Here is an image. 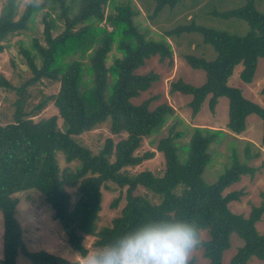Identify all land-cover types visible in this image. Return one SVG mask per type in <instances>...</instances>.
<instances>
[{"label": "trees", "instance_id": "1", "mask_svg": "<svg viewBox=\"0 0 264 264\" xmlns=\"http://www.w3.org/2000/svg\"><path fill=\"white\" fill-rule=\"evenodd\" d=\"M152 1L155 15L164 7L173 8L179 0ZM107 2L77 0L76 13L71 18L68 13L74 0H32L19 15L18 0H4L0 8V52L5 49L3 42L25 30L35 13L42 9L55 13L63 24L61 31L53 35V19L43 17L45 45L33 41L32 51H20L32 74V81L46 79L58 85L57 92L51 96L57 115L36 121L18 115L16 121L0 125V215L3 228L0 263L16 264V256L21 254L30 264H80L79 260L70 261L45 250L28 251L25 248L15 211L19 202L16 194L27 190L38 192L49 205L50 218L59 223L66 243L80 258L89 252L88 237L93 238L91 246L94 248L146 218L166 216L190 220L199 232L206 231L208 237L200 245L208 264H221L223 252L230 247L232 234L242 243L228 264H248L252 257L264 261V234L256 230L264 213V203L252 206L249 214L243 216L231 212L228 207L230 202L240 199L243 191L224 193L242 176L252 177L258 169L246 161L257 158L260 151L250 153L245 145L244 159L240 160L232 150L229 166L215 182L207 184L201 176L210 160L208 148L223 131L193 127L186 156L180 161L175 140L181 134L170 130L156 145L164 159L162 175L129 171L154 156V151L142 155L136 151L142 140L158 131L173 113V108L166 103L150 109L152 98L139 104L132 102L158 79L152 71L145 74L135 71L152 56H158L160 61L167 59L171 64L172 52L166 41L146 39L138 31L126 4L115 5L113 8L117 13L106 17L104 7ZM214 15L243 20L248 29L245 34L238 35L191 21L165 31L166 36L195 32L215 52L212 60L186 54V63L203 71L205 80L201 85L193 86L179 78L170 83L169 92L190 95L188 106L193 116L206 98L209 109L214 111L218 98L226 97L228 130L236 134L243 132L246 117L254 114L261 119V143L264 144V108L245 98L239 88L228 85L237 65L241 66L238 78L251 83L258 59L264 58V12L258 11L252 0H247L242 6ZM102 21L106 25H98ZM75 26L79 27L75 30ZM115 40L121 57L107 67L106 58ZM88 42L96 46L89 56L91 86L83 89L82 63L78 60L67 62L65 57L82 50ZM109 73L113 75L110 82ZM0 85L9 86L1 77ZM260 93L264 94V86ZM58 119L62 121V130L57 126ZM104 122H109L112 134L124 136L116 143L106 139L102 149L93 153L76 137ZM58 153L66 164L75 163L73 169L59 167ZM106 182L124 188L125 204L109 225L95 231L101 187ZM138 187L150 196L136 194ZM67 188L75 189L73 201ZM116 203L117 199L112 202V207ZM189 264H195L194 258Z\"/></svg>", "mask_w": 264, "mask_h": 264}, {"label": "rangeland", "instance_id": "2", "mask_svg": "<svg viewBox=\"0 0 264 264\" xmlns=\"http://www.w3.org/2000/svg\"><path fill=\"white\" fill-rule=\"evenodd\" d=\"M32 0H18V15ZM40 2L41 0H36ZM247 0H179L173 7H164L159 13L153 14L154 2L152 0H108L104 7L105 16L115 15L117 12L113 8L115 5L126 4L132 12V21L146 39L166 41L172 52V63L167 59L160 61L158 56H152L145 60L144 64L135 72L145 74L152 71L158 75L157 81L152 83L150 88L142 92L137 98L132 99L134 104H139L147 98H152L150 109L155 106L166 103L173 108V113L168 116L164 125L149 137H145L136 153L142 155L145 152L154 151V156L143 160L139 165L129 168L131 173L140 171H150L155 176H160L164 170V159L160 152L156 150L157 142L160 138L170 133L179 132L181 136L176 139L178 147V157L183 161L186 156V146L191 135L193 127L219 129L223 134L219 135L213 142L208 152L210 160L202 173V180L207 184H212L223 172L226 166L230 164V154L235 150L240 160L244 159V147L248 146L250 153L260 151L257 158L247 160L249 166L257 167L250 177L244 175L240 180L224 190L229 191L242 190L243 195L238 201H232L228 204L231 212L247 216L252 206H259L264 203V144L261 143L262 122L261 119L251 114L245 120V130L239 134L233 133L226 127L228 101L226 97H219L218 102L211 111L206 98L196 115L188 106L191 99L190 95H183L178 92L170 93L169 86L171 82L182 79L184 82L193 86L201 85L205 80V74L201 70L191 68L185 61L186 54L203 57L206 60H212L215 57L214 49L211 45L202 41L199 34L195 32L183 33L179 36H166L165 31L171 30L178 25H187L191 21L198 25H203L220 31H227L243 35L248 29L246 22L236 18L223 19L215 16V12H225L237 8L246 3ZM254 7L264 12V0H252ZM4 0H0V8ZM77 0L71 7L68 16L71 18L76 13ZM43 17L47 20L53 19V35H57L62 29L60 21L55 13L42 9L35 13L29 21L27 28L20 34L7 38L3 44L5 49L0 52V77L8 82L9 86L0 85V125L16 121L18 115L21 118H30L34 121L41 118H47L57 115V110L52 103L51 96L58 90V85L49 82L46 79L32 81V74L27 68L21 49L33 50V41L39 45H45L43 34ZM98 25H106L100 22ZM97 26V24H95ZM79 26H75V30ZM94 43H86L82 50H76L65 57L67 62L78 60L82 63V88L91 86L92 75L88 71L89 56L95 49ZM121 57V52L117 49V40L112 42L111 49L106 58V66L111 67L115 59ZM39 64V61L37 60ZM241 66L237 65L232 76L228 80V85L237 87L241 90L243 96L250 101L259 104L264 108V94L260 93L264 86V58H259L255 70L254 78L251 83H244L238 78ZM113 77L109 73L108 78ZM42 105L39 107V105ZM57 126L63 129L62 121L57 120ZM124 135L112 134L109 128V122H104L94 129L85 132L76 137L78 142L93 153L102 149L105 140L111 139L116 143ZM60 168L65 166L73 169L74 162L66 164L60 153L57 154ZM70 193L71 201L75 199V189L67 188ZM136 194L150 196L142 187L136 189ZM19 199L15 211V218L21 229L22 240L28 251L45 250L49 253L60 255L67 260L74 261L81 258L78 253L66 243L64 234L57 221L50 218L51 208L47 205L41 195L35 190H27L16 194ZM124 188H119L116 184L106 182L101 187L100 211L96 220V230L110 224L111 220L117 216L125 204ZM117 199L115 207L112 202ZM2 217L0 215V260L2 258ZM256 230L264 234V213L256 224ZM200 240L207 239L206 231H200ZM92 237L87 238L89 251L92 248ZM242 241L232 234L230 237V247L223 252L221 264H228L229 259ZM201 245L195 248L190 254V259L194 258L195 264H208V260L202 255ZM1 264V263H0ZM16 264H30L21 254L16 256ZM248 264H264V261L252 257Z\"/></svg>", "mask_w": 264, "mask_h": 264}, {"label": "clouds", "instance_id": "3", "mask_svg": "<svg viewBox=\"0 0 264 264\" xmlns=\"http://www.w3.org/2000/svg\"><path fill=\"white\" fill-rule=\"evenodd\" d=\"M200 243L192 221L150 217L91 249L80 264H189Z\"/></svg>", "mask_w": 264, "mask_h": 264}, {"label": "crops", "instance_id": "4", "mask_svg": "<svg viewBox=\"0 0 264 264\" xmlns=\"http://www.w3.org/2000/svg\"><path fill=\"white\" fill-rule=\"evenodd\" d=\"M248 116H249V115H248ZM248 116L246 117V119L248 118ZM246 119H245V120H246Z\"/></svg>", "mask_w": 264, "mask_h": 264}]
</instances>
